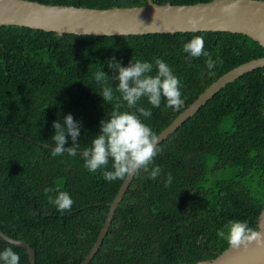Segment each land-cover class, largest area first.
Listing matches in <instances>:
<instances>
[{"label":"trees","instance_id":"obj_1","mask_svg":"<svg viewBox=\"0 0 264 264\" xmlns=\"http://www.w3.org/2000/svg\"><path fill=\"white\" fill-rule=\"evenodd\" d=\"M32 1L89 8L146 3ZM197 35L218 60L213 69L203 56L186 60L182 45ZM263 55L255 40L226 31L106 36L0 25V231L27 243L35 264H78L88 252L122 180L109 182L102 171L89 172L80 152L53 156L52 123L70 113L81 122L78 151L89 147L99 121L116 103L103 101L93 78L100 69L113 74L110 57L121 66L130 59L159 57L179 77V109L163 101L154 108L146 98L138 102L151 110V117L141 119L157 134L218 76ZM116 83L109 80L119 96ZM158 146L150 168L159 165L160 176L150 180L143 170L132 176L87 264H194L229 245L216 235L229 220L247 221L256 229L264 208V66L226 83ZM168 173L172 181L166 186ZM45 187L69 193L71 211L61 213L50 204L48 195L56 193L46 195ZM6 247L19 254L20 264H28L23 248L0 239V251Z\"/></svg>","mask_w":264,"mask_h":264},{"label":"water","instance_id":"obj_2","mask_svg":"<svg viewBox=\"0 0 264 264\" xmlns=\"http://www.w3.org/2000/svg\"><path fill=\"white\" fill-rule=\"evenodd\" d=\"M232 2L233 0H208L189 4H157L146 0L144 5L139 6L89 8L45 4L32 0H0V25L24 26L57 34L106 36L226 31L244 34L264 48V0H239V6L234 11H223V8ZM189 18L196 20L195 30L188 23ZM263 66L264 55L242 62L218 76L156 134L157 142L165 139L226 83ZM131 178L132 176H126L121 181L108 203L107 212L93 243L78 264H87L96 252ZM256 223V230L264 236V208L256 217ZM0 239L23 248L28 264H35L34 251L27 243L8 237L1 231ZM194 264H264V244L252 242L240 249H233L228 245L214 258Z\"/></svg>","mask_w":264,"mask_h":264},{"label":"clouds","instance_id":"obj_3","mask_svg":"<svg viewBox=\"0 0 264 264\" xmlns=\"http://www.w3.org/2000/svg\"><path fill=\"white\" fill-rule=\"evenodd\" d=\"M238 6L239 0H233L223 8V11L232 12ZM188 23L195 30L196 20L189 18ZM182 51L187 54L186 60L189 63L193 58L205 57L208 69H213L218 62L205 50L202 36H192L183 43ZM107 67L113 73L111 76L100 69L94 73L93 78L100 85V96L103 101L110 104L115 100L116 103L106 114L107 118L99 121L98 134L91 137L89 147L79 153L83 157L84 167L92 173L102 171L104 179L109 182L123 180L126 176L136 175L141 170L148 172L150 180H156L160 176L161 168L159 165L151 168L150 166L160 151L158 137L141 119L151 117V110L139 106L138 102L146 98L154 108H159L163 101L165 107L179 109L183 103L181 81L170 66L159 57L154 58L152 62L130 59L127 66H121L114 57H110ZM109 80L117 82L115 91L119 96L114 95ZM52 127L54 129L52 155L58 156L67 152L69 156H76L80 149L78 138L81 135V122L75 120L69 113L64 116L63 122L59 119L54 120ZM110 162L111 170H108ZM171 181V173L166 174L165 185ZM43 191L46 195L55 191L54 196L48 195V201L59 212L71 211L74 201L69 193L51 187H45ZM216 235L226 240L233 249L247 247L252 242L264 244L262 233L249 227L247 221L229 220L223 228L216 231ZM0 264H20V256L12 247H6L0 251Z\"/></svg>","mask_w":264,"mask_h":264}]
</instances>
